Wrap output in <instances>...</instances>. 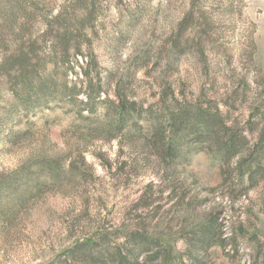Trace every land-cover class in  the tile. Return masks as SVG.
<instances>
[{"label": "rangeland", "instance_id": "rangeland-1", "mask_svg": "<svg viewBox=\"0 0 264 264\" xmlns=\"http://www.w3.org/2000/svg\"><path fill=\"white\" fill-rule=\"evenodd\" d=\"M75 1L27 0L36 8L32 25L43 32L45 16L68 12ZM10 2L0 0V24ZM95 8L87 41H79L84 57L95 58L89 78L98 76L111 100L127 84L142 116L116 139L96 133L77 143L88 125L108 121L101 106L87 120L76 116L81 96L26 110L0 84V185L20 181L0 192V264H98L94 246L77 244L95 245L101 235L115 248L130 231L159 237L161 253L176 263L264 264V167L255 168L264 135H250L264 127L251 117L264 109V0H95ZM84 57H71L74 74L58 69L54 84L86 87L77 67L86 66ZM165 88L178 101L168 107L199 109L219 128L211 137L186 136L171 162L144 145L147 135L160 146L145 110L160 107ZM43 163L49 167L38 171ZM200 231L205 246L194 249ZM146 260L137 264L155 263Z\"/></svg>", "mask_w": 264, "mask_h": 264}, {"label": "trees", "instance_id": "trees-1", "mask_svg": "<svg viewBox=\"0 0 264 264\" xmlns=\"http://www.w3.org/2000/svg\"><path fill=\"white\" fill-rule=\"evenodd\" d=\"M26 4L27 0L10 2L3 23L0 24V49H7L4 52L3 50L0 51V84L8 85L15 102L26 110L33 104L40 105L43 99H52V97L57 96L62 100L74 98L77 101V98L81 96L83 99L79 100L76 116L85 120L90 119L97 107L101 106L108 121L94 126L88 125L86 135L80 134L76 139L77 143H85L89 137H99L96 133L106 140L116 139L117 136L113 134L115 131L123 132L125 127L130 128L132 123L135 124L142 115L138 112L139 109L135 108L134 102H130L126 96L127 84L124 82L118 84L119 87L114 92V99L111 100L107 91L99 85L98 76L89 78L90 71L88 68L95 64V58L91 56L88 60L87 57H84L79 49V41H87L83 32L86 27H89V23L95 14V0H76L68 12L60 10L55 14L51 13V15L45 16V20L42 22L44 30L41 33H38V28L32 25V21L36 19L35 6L30 5L28 7ZM179 39L180 37L175 36L169 47L173 59L180 53ZM79 56L84 57L86 61L85 67L77 66L82 70V78L86 82L88 80L86 87L82 85L83 87H80L76 92L75 88L67 90L64 85L62 87L56 86L54 82L58 69L62 71L61 75L64 77H67L69 73L74 74L73 67H70L68 62L71 57L75 59ZM74 62L76 64L77 60ZM166 92L167 88L158 98L160 99V107L154 111L150 108L145 110L146 114L149 115L150 128H148V132L160 146L151 145L147 135H145L144 145L153 156L171 162V159L177 161L176 159L183 148L181 142L186 139V136L193 135L194 138H198L201 135H206L211 137L214 133L217 134L219 128L218 125L216 128H212L210 125L213 124L211 121L214 122V119L202 111L200 112L199 109L190 110L185 104L177 108V105L168 107L171 101L173 103H178V101L174 99L173 94L169 98ZM106 104H108L107 107L104 106ZM251 117L255 121L253 125L258 123L264 126L263 108L253 111ZM166 123L168 130L163 128V124ZM263 128L259 134L255 130H251V137L257 138L258 141L261 140L264 135ZM131 135L132 130L123 139H131ZM246 137L241 136L243 141H246ZM233 154L236 152L232 151L230 156ZM255 158V168L259 171L264 167V147L256 154ZM48 167L49 165L45 163L38 164V171H44ZM28 170L33 171V167L28 168ZM18 172L16 171L17 174ZM19 182L17 179L11 183H3L0 185V192L4 189L16 188ZM23 186L25 189L23 194L26 197L31 195V191L26 188V183ZM23 199L24 197L21 198L20 202ZM148 206L145 205V207ZM203 233L204 231H200L194 234L198 235L195 237L196 244L192 245L194 249H201L205 246V242L201 239ZM125 238L126 243L116 244L114 245L115 248H108V239L101 235L97 237L95 245H88L89 243L83 241L77 245L78 247L89 248L94 246L92 251L96 255L98 264H137L138 260L141 257L143 259L144 256L147 258L144 263L154 260V264H183L176 263L170 253H161V251L165 252V247L159 237H150L145 231H130ZM198 240L200 244H197Z\"/></svg>", "mask_w": 264, "mask_h": 264}]
</instances>
